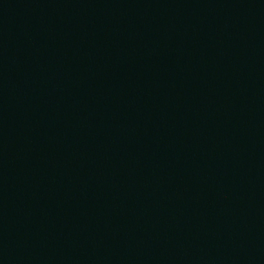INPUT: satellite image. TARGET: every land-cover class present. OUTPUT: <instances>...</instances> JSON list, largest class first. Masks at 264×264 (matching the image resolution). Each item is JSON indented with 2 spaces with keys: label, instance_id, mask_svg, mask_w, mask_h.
I'll list each match as a JSON object with an SVG mask.
<instances>
[{
  "label": "water",
  "instance_id": "water-1",
  "mask_svg": "<svg viewBox=\"0 0 264 264\" xmlns=\"http://www.w3.org/2000/svg\"><path fill=\"white\" fill-rule=\"evenodd\" d=\"M0 264H264V0H0Z\"/></svg>",
  "mask_w": 264,
  "mask_h": 264
}]
</instances>
